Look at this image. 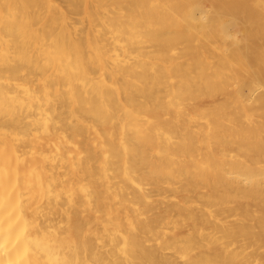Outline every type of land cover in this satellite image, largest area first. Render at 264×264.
Listing matches in <instances>:
<instances>
[{"label":"bare ground","instance_id":"1","mask_svg":"<svg viewBox=\"0 0 264 264\" xmlns=\"http://www.w3.org/2000/svg\"><path fill=\"white\" fill-rule=\"evenodd\" d=\"M0 264H264V0H0Z\"/></svg>","mask_w":264,"mask_h":264},{"label":"rangeland","instance_id":"2","mask_svg":"<svg viewBox=\"0 0 264 264\" xmlns=\"http://www.w3.org/2000/svg\"><path fill=\"white\" fill-rule=\"evenodd\" d=\"M152 192H154V194H155L153 196L155 199H158V197H161L162 196V195L160 196V194L158 192H156V191H152ZM152 195H153V193H152Z\"/></svg>","mask_w":264,"mask_h":264}]
</instances>
